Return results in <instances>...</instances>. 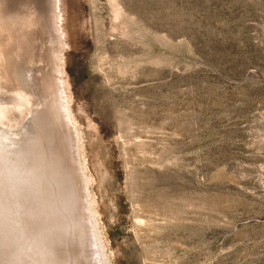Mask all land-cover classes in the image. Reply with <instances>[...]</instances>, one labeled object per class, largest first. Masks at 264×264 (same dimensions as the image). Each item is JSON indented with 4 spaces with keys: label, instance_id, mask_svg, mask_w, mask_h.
Wrapping results in <instances>:
<instances>
[{
    "label": "rangeland",
    "instance_id": "rangeland-1",
    "mask_svg": "<svg viewBox=\"0 0 264 264\" xmlns=\"http://www.w3.org/2000/svg\"><path fill=\"white\" fill-rule=\"evenodd\" d=\"M45 2L0 0V96L53 79ZM60 3L89 264H264V0Z\"/></svg>",
    "mask_w": 264,
    "mask_h": 264
},
{
    "label": "bare ground",
    "instance_id": "bare-ground-1",
    "mask_svg": "<svg viewBox=\"0 0 264 264\" xmlns=\"http://www.w3.org/2000/svg\"><path fill=\"white\" fill-rule=\"evenodd\" d=\"M59 3L46 0L40 21L45 33L40 60L48 63L53 79L34 93L37 98L18 89L0 96V264H89L88 244L101 263L86 178L79 160L66 155L78 139L69 123L57 55ZM36 99L42 105L38 111L31 108ZM25 118L30 120L22 123ZM21 125L24 140L13 145L11 129Z\"/></svg>",
    "mask_w": 264,
    "mask_h": 264
}]
</instances>
